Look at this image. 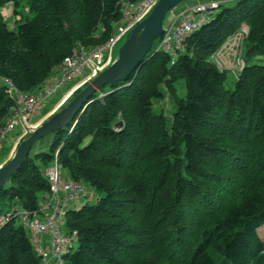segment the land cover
I'll use <instances>...</instances> for the list:
<instances>
[{
	"label": "trees",
	"instance_id": "16d2710c",
	"mask_svg": "<svg viewBox=\"0 0 264 264\" xmlns=\"http://www.w3.org/2000/svg\"><path fill=\"white\" fill-rule=\"evenodd\" d=\"M25 2L34 14L12 29L0 14V76L23 91L41 86L76 45L108 40L121 17L120 0ZM5 3L18 13L20 0ZM244 23L245 63L228 89L210 56ZM257 55L264 58V0L221 4L184 39L173 64L152 47L127 80L96 91L47 150L31 152L0 190V214L14 205L39 209L50 188L42 169L59 147L68 178L100 193L67 211L77 246L63 264H264V63ZM179 79L185 95L175 99L167 129L152 99L163 96L158 83L172 89ZM11 105L0 83V129ZM138 248L146 250L140 260ZM0 264H42L16 219L0 227Z\"/></svg>",
	"mask_w": 264,
	"mask_h": 264
},
{
	"label": "built area",
	"instance_id": "2783aa9c",
	"mask_svg": "<svg viewBox=\"0 0 264 264\" xmlns=\"http://www.w3.org/2000/svg\"><path fill=\"white\" fill-rule=\"evenodd\" d=\"M157 1L120 0L121 17L115 23V29L108 40L97 46L78 44L73 47L53 68V73L34 90H20L9 78L0 76V83L6 86L12 100L10 114L0 129V142L16 128L18 140L25 138L44 118L62 108L81 88L108 67L115 59V48L150 13ZM223 1L228 0H191L192 3L186 1L187 6L181 11L173 8L164 21L161 38L152 46L153 53L168 54L170 64H173L178 52L183 49L184 39L209 21ZM237 32L234 41L228 43L230 49L239 46L241 36L248 29L242 26ZM215 62L219 70L226 66V61L222 59L216 58ZM62 87L65 88L54 98ZM43 105L48 107V113L42 117L40 109ZM58 152L59 147L49 165L42 169L50 188L44 194L39 209L29 211L14 205L0 214V227L11 219L18 220L28 231L29 240L41 260L63 264V255L73 247L77 239L76 231H68L66 227V213L92 201L93 193L83 182L71 180L63 174L64 169L58 162ZM4 163L0 158V167Z\"/></svg>",
	"mask_w": 264,
	"mask_h": 264
},
{
	"label": "water",
	"instance_id": "95a60500",
	"mask_svg": "<svg viewBox=\"0 0 264 264\" xmlns=\"http://www.w3.org/2000/svg\"><path fill=\"white\" fill-rule=\"evenodd\" d=\"M185 1L189 0H158L150 13L129 32L118 48L113 62L81 88L62 108L44 118L17 144L11 157L0 167V190L21 168L38 141L69 124L77 113L84 111L90 102L89 98L96 91L106 85L127 80L141 67L154 42L162 36L168 13Z\"/></svg>",
	"mask_w": 264,
	"mask_h": 264
},
{
	"label": "rangeland",
	"instance_id": "374dc122",
	"mask_svg": "<svg viewBox=\"0 0 264 264\" xmlns=\"http://www.w3.org/2000/svg\"><path fill=\"white\" fill-rule=\"evenodd\" d=\"M234 1L235 0H228L227 3L232 4V3H234ZM187 2L192 3L191 0H189ZM187 2L185 1L181 4H179L176 7V11H179V10L181 11V9L185 8L187 6L186 5ZM221 4H226V2L223 1ZM17 10H18V13L14 12L12 3H5L4 5H2L0 7V14L3 17V19L7 18L6 21H7L9 29H12L14 27V23L16 21H22V20H25L27 18H31L34 14L33 12H31L29 10V7L26 4L25 0H20V4H19V6H17ZM169 21L171 22V19ZM114 25H115V23H114ZM114 25L112 28V32L115 29ZM242 26L246 27L248 29V32H249V27L245 23L242 24L240 26V28ZM237 31L235 32V34L229 36L224 41V43L220 46V48L210 56V60L215 65H216V62H215L216 58L218 60L222 59V60L226 61V66L223 67L222 71H224L226 73V87L228 89L233 88L234 83L237 80L238 75H239V73H240V71L243 68L244 63H245L244 62L245 40H246V37L248 36V32H246V34L241 36V42H239L240 44L238 43L239 46H237V47L234 46L232 49H230V47L228 46V43H231L232 41H234L235 35L238 33ZM157 40H159V39H157ZM157 40L155 41V43L157 42ZM226 42H227V44H226ZM121 44H119L115 48V52H114L115 57L117 55V50ZM180 52H182V50ZM254 58H255L256 62L264 63V62H261L264 59L262 56L257 55ZM154 77L157 78V76H154ZM149 81H150V85H151L152 84L151 79L147 80V84L149 83ZM157 87L163 96L161 98H157V99L153 98L152 99V109L154 112H156L158 114H163V116L165 117L166 124H167V129H168V127L170 126L171 121H172L173 111L175 110V99H177L179 97H183L185 95L184 82H183V80L179 79L172 84V89H169L168 86L162 81V82L157 84ZM63 88H65V87H62V89H60L57 92V94L54 95L53 97L57 98L60 95V93L62 92ZM103 95H104V93L102 92L99 96H103ZM47 113H48V107L43 105V107L40 109V115H42V117H43V116H46ZM122 124H123V120L118 118L114 125H116V127H117V126H122ZM17 129L18 128H16V130L12 134H10L8 137L4 138V140H2L0 142V158L4 162L8 161V159L11 157L12 153L14 152L17 144L22 140L21 138L18 140V133H17L18 130ZM53 136H54V134L47 136V137H44L40 141H38V143L33 148L32 153L37 152V151H41V150H47L50 142L52 141ZM63 174L66 177H68L66 175L65 170L63 171ZM86 187L89 189L90 192L93 193V196H92L93 200L89 202V203H92L96 198H98L100 193H98V192H96V190L90 188V186L88 184L86 185ZM16 221H17V224H19V221L18 220H16ZM258 234L262 239H264V226L259 228ZM132 240H133V237L131 238V241ZM76 246H77V242L73 243V247L76 248ZM145 253H146V250L144 248H138L136 250V257H140L139 258V260H140L144 257ZM50 263L51 262H49V261L42 260V264H50Z\"/></svg>",
	"mask_w": 264,
	"mask_h": 264
},
{
	"label": "crops",
	"instance_id": "0c3cea01",
	"mask_svg": "<svg viewBox=\"0 0 264 264\" xmlns=\"http://www.w3.org/2000/svg\"><path fill=\"white\" fill-rule=\"evenodd\" d=\"M6 20H7V18H4V21L5 22H7ZM49 262H51L50 264H54L52 261H49Z\"/></svg>",
	"mask_w": 264,
	"mask_h": 264
}]
</instances>
